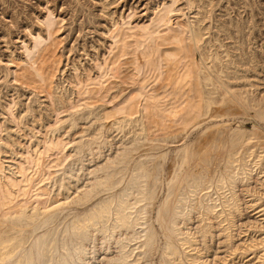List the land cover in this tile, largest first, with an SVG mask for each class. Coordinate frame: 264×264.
<instances>
[{
  "label": "bare ground",
  "instance_id": "obj_1",
  "mask_svg": "<svg viewBox=\"0 0 264 264\" xmlns=\"http://www.w3.org/2000/svg\"><path fill=\"white\" fill-rule=\"evenodd\" d=\"M177 1L89 67L48 11L5 63L0 264H264V73Z\"/></svg>",
  "mask_w": 264,
  "mask_h": 264
},
{
  "label": "rangeland",
  "instance_id": "obj_2",
  "mask_svg": "<svg viewBox=\"0 0 264 264\" xmlns=\"http://www.w3.org/2000/svg\"><path fill=\"white\" fill-rule=\"evenodd\" d=\"M158 0H0V89L4 88V65L12 60L13 53L19 54L22 40L35 33L40 21L52 11L61 21L60 38L66 47L72 46V55L82 54L86 66L101 57L108 39L105 32L113 20L143 23L149 10ZM206 10L203 15H213V31L228 46L233 54L255 52L258 70L264 73V0H194ZM203 3V4H202ZM177 7L189 13L187 1H177ZM210 12H209V10ZM208 10V11H207ZM204 11H206L204 13ZM113 19V20H112ZM206 19L205 23H209ZM224 25L227 31L220 29ZM219 28V29H218ZM241 48L237 50V48ZM263 50V51H262ZM263 57V58H262ZM261 67V68H260ZM251 74L257 70L249 63ZM255 69V70H254ZM254 70V71H252ZM13 92H10L12 94ZM11 98V96H9ZM22 105L29 101L28 95L21 96ZM240 121L251 128L256 120L253 112L237 111L230 122Z\"/></svg>",
  "mask_w": 264,
  "mask_h": 264
}]
</instances>
